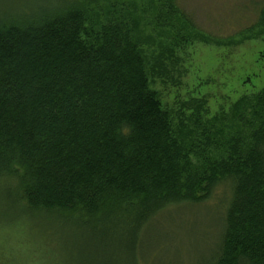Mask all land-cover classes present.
Listing matches in <instances>:
<instances>
[{"label":"trees","instance_id":"16d2710c","mask_svg":"<svg viewBox=\"0 0 264 264\" xmlns=\"http://www.w3.org/2000/svg\"><path fill=\"white\" fill-rule=\"evenodd\" d=\"M254 9L245 30L264 33V0ZM189 20L176 0H0V264L15 255L8 228L123 222L135 245L160 211L221 184L219 252L200 264H264V87L234 105L236 130L200 125L202 100L175 125L151 87L139 33L167 31L173 56Z\"/></svg>","mask_w":264,"mask_h":264},{"label":"rangeland","instance_id":"374dc122","mask_svg":"<svg viewBox=\"0 0 264 264\" xmlns=\"http://www.w3.org/2000/svg\"><path fill=\"white\" fill-rule=\"evenodd\" d=\"M176 1L190 23L181 24L186 27L187 41L172 51L173 56L168 51L167 31L144 27L139 33L138 42L148 56L151 87L172 112L175 125L182 116L192 117V109L184 110V104L192 107L202 100L206 103L200 125L210 121L218 129L225 125L236 130L233 118L238 110L233 109L234 105L264 87V33H259L258 27L251 32L245 30L255 20L254 7L260 0ZM157 60L163 67L152 75ZM181 109L184 115L179 113ZM214 118L219 120L212 121ZM222 154L223 150L216 146L210 155ZM231 195L230 187L221 184L205 202L160 211L138 233L135 245L127 240L123 222L113 225L112 221L110 228L100 225L96 234L86 225L53 221L24 227L30 232L27 236L22 227L8 228L6 235L15 253L9 263L31 264L33 254L39 257L34 256L38 264L207 263L219 252ZM40 248L43 253L38 252Z\"/></svg>","mask_w":264,"mask_h":264}]
</instances>
